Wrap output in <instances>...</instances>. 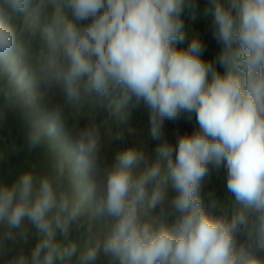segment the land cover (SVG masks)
I'll return each mask as SVG.
<instances>
[{"label": "clouds", "instance_id": "9594fccd", "mask_svg": "<svg viewBox=\"0 0 264 264\" xmlns=\"http://www.w3.org/2000/svg\"><path fill=\"white\" fill-rule=\"evenodd\" d=\"M196 8L0 0V165L20 151L14 130L51 156L0 178V264H264V0H207L210 59L185 32ZM61 92L93 115L142 109L155 159L110 155ZM181 119L196 127L170 143Z\"/></svg>", "mask_w": 264, "mask_h": 264}, {"label": "rangeland", "instance_id": "374dc122", "mask_svg": "<svg viewBox=\"0 0 264 264\" xmlns=\"http://www.w3.org/2000/svg\"><path fill=\"white\" fill-rule=\"evenodd\" d=\"M206 3L207 0H205L203 7L198 12L188 15L184 20V25L188 39L198 34L205 41L207 51L204 53V57L209 59L218 50V45L208 31L210 17L204 13ZM178 46L184 47L185 45L178 44ZM72 103L76 107V113L75 115L68 116L69 121L71 122L73 119H76L81 125L95 122L99 126L102 139L110 148V155L134 146L142 148L150 161L155 159V148L160 142L151 138L148 117L142 109L125 110L126 115L122 118L121 115L113 114L106 110L93 115L86 106ZM195 127L194 119L191 122L186 119H181L177 122H166L165 135L170 143H175L177 134L191 133ZM117 136L120 138L117 139ZM50 159L49 151L39 153L36 150H32L29 151L27 158L18 169L24 167L25 162H27L28 165L35 166L37 171H49L50 166L48 161ZM219 181L218 178L213 177V184L215 186Z\"/></svg>", "mask_w": 264, "mask_h": 264}, {"label": "trees", "instance_id": "16d2710c", "mask_svg": "<svg viewBox=\"0 0 264 264\" xmlns=\"http://www.w3.org/2000/svg\"><path fill=\"white\" fill-rule=\"evenodd\" d=\"M204 3H205V0H197V8H196L195 12H198L203 7ZM190 14H192V13L185 12L183 15V21ZM177 47L180 48L178 45H177ZM215 53L213 54V56L215 55ZM213 56H211L210 58H212ZM58 99L60 100V102L62 104H64L65 112H66L67 116L75 115L76 107L73 105L72 102L67 100V97L65 96V94L63 92H61L59 94ZM13 134L17 136V142H18V145L20 147V151L18 152V154H16L15 156L12 157L11 161L8 164L0 165V178H9L10 179L12 176H14L16 171L18 170V167L27 158L28 153H29V150H28V148L24 142L23 134L18 133L15 130H14ZM34 150H36L39 153L48 152L47 143H45V145H42L41 147H38ZM48 162H49V166L51 167V159ZM216 188H217L218 193L223 195L224 188H223L221 181H219L216 184Z\"/></svg>", "mask_w": 264, "mask_h": 264}]
</instances>
